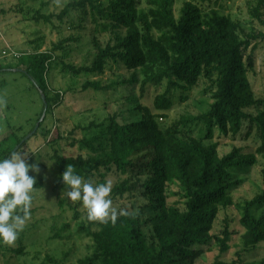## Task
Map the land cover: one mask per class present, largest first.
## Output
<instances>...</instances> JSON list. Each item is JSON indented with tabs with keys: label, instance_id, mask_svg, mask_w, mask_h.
I'll return each instance as SVG.
<instances>
[{
	"label": "trees",
	"instance_id": "trees-1",
	"mask_svg": "<svg viewBox=\"0 0 264 264\" xmlns=\"http://www.w3.org/2000/svg\"><path fill=\"white\" fill-rule=\"evenodd\" d=\"M175 1L69 0L58 15L28 18L45 22L52 17L60 22L66 19L78 31L76 37L53 43L50 51L21 53L16 63L0 66V72L16 69L32 80L44 94L45 115L63 99L60 91L50 94V70L78 77L100 76L105 70L122 67L130 74L117 84L125 85L131 95L138 87L140 98L148 87L166 81L165 93L155 101V108L163 111L173 106L168 96L171 89L180 91L179 99L185 101L182 95L201 78L210 81L212 102L208 108L182 115L169 125L159 123L162 117L152 115L147 107L138 106L136 110L142 112L136 121L122 124L112 116L88 126L94 130L86 137L65 139L66 146L74 149L71 153L55 148L64 140L60 130L55 127L50 132L46 144L52 149L50 158L60 175L67 165L91 181L116 172L128 176L114 187L116 195L136 191L148 200L139 211L118 215L115 224L109 220L92 223L94 229L79 226L78 232L91 244L89 254L77 264H195L215 244L220 253L229 250L233 231L228 219L223 221L221 238L214 234V226L219 213L233 206L231 193L243 182L237 174L254 166L258 155H264V99H257L252 89L248 77L252 58L248 56L247 63L245 60L249 41L240 37L238 23L216 10H206L212 0H185L175 18ZM262 5L255 15L264 26L259 13ZM30 13L26 10L27 16ZM83 36L90 39V64H67L68 42L79 43ZM56 52L62 56L55 57ZM89 88L98 91L104 87L99 81H86L82 90ZM45 117L28 139H17L12 133L0 141V159L20 151L37 134ZM253 131L260 142L255 153L235 147L220 155L221 141L216 139H246ZM43 134L47 136L48 131ZM10 138L14 139L12 146ZM14 146L17 148L12 151ZM262 182V191L245 202L239 219L244 230L243 252H252L264 243V169ZM171 185L179 187V194L186 199L182 208L168 206ZM259 208L256 215L253 210ZM55 237L61 238L58 234ZM207 264H264V258L251 263L216 259Z\"/></svg>",
	"mask_w": 264,
	"mask_h": 264
},
{
	"label": "rangeland",
	"instance_id": "rangeland-1",
	"mask_svg": "<svg viewBox=\"0 0 264 264\" xmlns=\"http://www.w3.org/2000/svg\"><path fill=\"white\" fill-rule=\"evenodd\" d=\"M69 0H0V48L5 47L4 42L20 53H39L50 51L53 43L60 40L76 37L78 31L72 28L70 22L64 19L60 22L52 17L49 22L44 19H30V16L58 15ZM143 4L144 0H140ZM185 0H176L173 4V13L178 18L179 10ZM260 14L264 19V0H212L206 10H216L228 15L240 26V37L248 40L249 46L245 49L246 63L248 56L252 58L253 68L248 72L255 97L264 99V26L256 18L255 10L262 4ZM144 6V5H143ZM26 10H31L29 16ZM69 45V46H68ZM69 55L64 61L74 66L89 65L92 56L90 54V39L83 36L79 43L68 42ZM60 52L55 57H61ZM9 64L16 63L8 59ZM125 69L113 67L105 70L100 76L80 75L72 77L64 75L58 70H50L47 75L50 94L60 91L63 94L59 107L51 110L45 116V121L37 134L31 137L21 148V152L28 155V163H39V174L36 176L40 186L35 187L32 193L30 218L26 221L24 230L12 246L0 245V264H77V260L90 252L91 241L78 232V227L94 225L86 218V210L81 202H71L66 195H62L64 185L61 176L54 166L50 156L52 149L46 140L50 132L56 127L64 140H61L55 148L65 153L73 150L66 146L65 139L78 140L89 135L94 128H87L91 124L98 125L108 118L116 116L119 122L128 123L136 121L141 116L138 106L147 107L152 115L162 117L158 122L169 125L182 115H194L204 111L210 103L211 91H208L210 81L201 78L198 84L188 93L182 96L185 101H180V91L171 89L169 97L173 106L163 111L155 108L156 98L165 93L167 82L161 86L148 87L144 97L140 98L138 87L128 92L125 85L117 84L120 80L129 76ZM86 81H99L103 90L91 88L82 90ZM0 109L7 113L10 133L17 139H28L38 128L39 120L44 113V103L38 88L24 73L12 69L0 72ZM163 115V116H161ZM16 128H20L16 130ZM0 130H2L0 128ZM88 130V131H86ZM48 131L47 136L43 133ZM46 136V138H45ZM220 142V155L227 154L233 148H240L245 153H255L260 146L255 136V131L248 137H238L235 140L216 139ZM14 139L10 138L12 146ZM17 146L12 148V151ZM264 169V155L257 156V163L249 169H244L237 174L242 179V184L231 193L233 206L224 212H220L214 226V234L219 235L223 228V221L227 218L229 229L233 231L230 236L229 250L220 253L215 244L211 251L205 252L195 264H207L218 259L224 263L241 260L243 263L259 262L264 258V243L252 252H243L241 236L244 230L239 225L242 209L245 202L250 201L263 189L262 170ZM128 176L110 172L105 178L96 177L93 183H112L111 199L113 207L120 210L139 211L148 203L146 197L136 191L126 192L123 196L115 194L114 187L120 184ZM180 189L171 185L168 189V206L182 208L186 199L179 194ZM257 215L261 209H254ZM65 225L67 227L63 228ZM58 234L61 238L55 237ZM221 238L222 236L219 235ZM21 249L16 253L15 249ZM237 253H240L237 256ZM50 260H54L53 262Z\"/></svg>",
	"mask_w": 264,
	"mask_h": 264
},
{
	"label": "clouds",
	"instance_id": "clouds-1",
	"mask_svg": "<svg viewBox=\"0 0 264 264\" xmlns=\"http://www.w3.org/2000/svg\"><path fill=\"white\" fill-rule=\"evenodd\" d=\"M39 171V163H28V155L19 150L0 159V245H14L24 230L37 183L36 176L30 173L39 174ZM61 180L64 185L61 196L66 195L71 202H81L89 222L111 220L115 224L118 215L128 214L113 207L110 181L96 184L85 180L72 165H67Z\"/></svg>",
	"mask_w": 264,
	"mask_h": 264
},
{
	"label": "built area",
	"instance_id": "built-area-1",
	"mask_svg": "<svg viewBox=\"0 0 264 264\" xmlns=\"http://www.w3.org/2000/svg\"><path fill=\"white\" fill-rule=\"evenodd\" d=\"M20 57V52L14 50L10 45L6 44L5 47L0 50V66L6 64L8 59L14 61Z\"/></svg>",
	"mask_w": 264,
	"mask_h": 264
},
{
	"label": "crops",
	"instance_id": "crops-1",
	"mask_svg": "<svg viewBox=\"0 0 264 264\" xmlns=\"http://www.w3.org/2000/svg\"><path fill=\"white\" fill-rule=\"evenodd\" d=\"M4 44L6 45L7 43L4 42ZM3 48H4V46H3ZM1 49L2 48H0V50ZM7 122H8L7 113H5L4 110L0 109V128L2 129V130H0V141H2L4 138H6L10 133L9 131H10L11 127Z\"/></svg>",
	"mask_w": 264,
	"mask_h": 264
},
{
	"label": "water",
	"instance_id": "water-1",
	"mask_svg": "<svg viewBox=\"0 0 264 264\" xmlns=\"http://www.w3.org/2000/svg\"><path fill=\"white\" fill-rule=\"evenodd\" d=\"M41 94V97H42V100H43V103H44V94L42 92H40ZM45 111H46V104H44V113L43 115L41 116L40 120H39V123L43 120V118L45 117ZM39 124H37V127H38ZM16 149H14L15 151Z\"/></svg>",
	"mask_w": 264,
	"mask_h": 264
}]
</instances>
